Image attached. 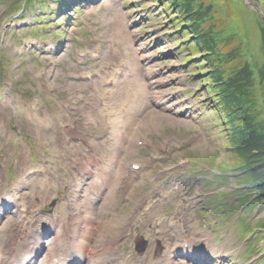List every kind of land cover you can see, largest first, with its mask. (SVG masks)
<instances>
[{
	"label": "rangeland",
	"instance_id": "obj_1",
	"mask_svg": "<svg viewBox=\"0 0 264 264\" xmlns=\"http://www.w3.org/2000/svg\"><path fill=\"white\" fill-rule=\"evenodd\" d=\"M138 1L143 3L146 2V5L143 4V7L148 6L150 12L153 13V17L148 20L147 26L153 42H156L157 45L151 49L147 48V51L145 52H143V47H141L143 46V43H140L137 47H133L136 39L134 36L136 29L132 26L127 25V32H123V37H128V40H124L122 37V29L120 26L124 24L122 19L128 17V15L126 16V9L121 7L120 0H107L101 5L84 8L81 10L80 13L82 14L79 16V20L76 24H69L68 22L63 25V31L65 29L73 30L69 32L68 35H71L72 32L77 30L86 32L89 36V41L85 42L84 47L79 48H91L90 51L102 49L103 56L108 52L112 53L114 46H118L119 53L122 57L132 59L136 57V60L138 56L143 57L148 51L151 52L150 58L140 63L144 64L140 81L141 83H144L147 88L146 92H142L143 86L139 84V80H124L125 78H123L121 83L108 95L110 97L101 104L100 97L97 96L95 92L92 93L95 91V87L98 86L97 82L93 81L94 85L91 83H73L68 80L70 73L67 72H77L81 69L97 67L103 64L104 59L102 58L94 63H87L80 69L79 63L74 58L72 50L74 45L69 43L67 44L68 49L63 55L57 57L50 56V58L54 60L57 58L59 60V66L54 70V74H52L50 78L46 75L41 81L36 79L35 75L38 68L36 66V61H34L31 54H38L39 51L35 53L29 52L26 50V47L22 45L19 46L18 44L16 45L17 40L13 38L10 31H6L8 29L12 30L13 28L11 23H6L12 17L8 15L9 7L12 2L11 0H0V62L4 60L7 68L6 73L15 79L18 90L14 92V95L17 99V105L23 107V110L21 111L22 115L15 119L14 114L10 113L8 109L11 105L7 107L0 105V114L3 113L10 116V118L5 119L4 123L7 132L5 138L0 141V158L4 159L14 149L13 140L16 138L14 133L17 131V128H12L14 123H17L26 129L30 141H32V136L36 132L37 126L35 124L31 123V126L29 127L25 122L26 113L24 107L27 106L28 101L31 99L23 101L20 95L22 93L26 94L25 89L27 87L30 88V96L40 95L42 97L43 106L40 108V113L43 117H47L59 109L60 103H66L69 94L73 93L76 86H83L85 88L90 86V91L83 94V96H85L83 97V102L78 104V96H75V99L73 100L76 103L77 108L80 109L82 116L88 117L97 115L102 117L103 114H108L111 115V117L109 116V118H107L108 120L113 117V114L123 116L128 125H120V130L125 133L128 131L130 124L138 122L139 116L144 115L143 112H146L150 108L161 109L160 118L158 119L159 126L154 128L145 126L139 127V132H137L135 136L141 134L144 130L160 131L163 133V137L166 134H183V136H191L192 141L187 147L182 152L174 153L173 158L176 160H180L184 157L187 151L193 150L194 148H198L202 153L212 152L215 155L216 162L223 160L227 156V153H229V148L226 145L228 136H226L225 132L223 133L220 131L218 124L215 121L214 113L210 110V107L215 105L213 101L214 97L207 96L205 91L207 85L211 84L214 86V84L208 83L202 86L203 84L201 82L203 78L198 76V69H186L184 67L181 46H177L179 42H174L170 37L168 38V41H166V43L169 44L165 45V43H160V40L158 39L163 33L171 34V32H173L172 35L175 36L174 31H171L169 28L176 24V19H174V17L183 22L180 15H178L176 11H173L172 13H163L162 8L165 6L164 2H158L156 0ZM236 1L237 3H235V0H204L205 4H210L214 9L213 24L215 31L225 29L226 31H230L231 28L235 29L234 35L236 37H232L230 41L223 44L221 50L222 52H227L236 46L242 51L239 62L247 69L246 78H248V85L253 88V92L251 93L252 101L249 103V110L253 119L248 121V126L259 129V127L264 126V78H262L261 85L258 86L254 76L256 72H260L259 67L264 64V45L263 51L261 50V53L258 55H253V49L256 47V41L260 38L259 28H264L262 23H257V20L260 21L258 16L259 13L263 15L262 10L264 11V3H262V0H259L258 3L254 0ZM245 1H247V4L254 5L255 8H249L251 13L246 11L247 4ZM259 4L262 6V9L258 7L260 6ZM55 8L57 9L58 7ZM138 11L144 13V11H141V8H139ZM3 13H5L4 16ZM137 15L139 16L140 13ZM13 19L14 17H12L11 20ZM153 23L155 26H153ZM209 25L210 23H207L205 27H208ZM157 29H160L161 33L155 35ZM90 31L93 32V34H90ZM188 36L191 39L193 33L190 35L188 34ZM186 40L187 43L185 45L187 46L185 49L192 50L194 54L200 52L202 55L201 62L204 63V59H206L207 55L199 51V45L202 47V40L196 42L188 40L187 37ZM260 45L261 43L259 41V48ZM176 46L180 49L178 55L176 57L169 55L171 48ZM23 50L25 51L24 54L20 55ZM155 50H160L162 52L158 55V58L152 57L154 53L157 52ZM205 50H209V48H205ZM139 51L140 53L137 54ZM106 60L119 61L121 59L116 56H111ZM205 63L207 62L205 61ZM209 63L210 65H204V70L206 71V75L211 77V70L214 68V63L211 59H209ZM185 65L186 67L189 66V64ZM230 65L231 64H228L226 68L230 67ZM46 67V64L42 66V68H45L47 72H49V68ZM235 68L230 69V75L233 74ZM177 76H180V78L177 79ZM198 80L200 82H198ZM151 83L152 85L148 86ZM229 83H231V80H229ZM47 84H50L55 89L53 93H47L45 91V86ZM128 86H130V88H128ZM132 91L135 95L134 101L130 105L125 106L123 103L126 102L125 100L129 97V93ZM174 91L178 92V95L175 98L172 97ZM190 92L194 93L191 95ZM161 95L165 97L166 106H155L153 104L155 103L154 100ZM5 100L10 101L11 98H5ZM146 100L151 104L150 106H143V103L146 102ZM201 100L203 101L201 104L203 105V108L204 105L206 106V114L200 108L199 102H201ZM204 100L206 101L204 102ZM165 108H167V110ZM71 116H75V112L72 113ZM169 118H173L175 122L170 123L168 121ZM209 119L212 121L211 125ZM259 120H262V122L256 123V121ZM105 124L108 125V121H106ZM44 135L45 138H47L49 132H45ZM123 139L125 141L126 138L123 136ZM130 144L131 143L126 142V148L129 147ZM201 154H198V157ZM110 155V159L117 157L113 153H110ZM201 164L211 167L213 166V164L210 163ZM201 194L200 185H196L194 192L188 197L190 205H196L197 207L199 203L202 204L205 202L201 197ZM209 217L212 216L209 215L208 218Z\"/></svg>",
	"mask_w": 264,
	"mask_h": 264
},
{
	"label": "trees",
	"instance_id": "obj_2",
	"mask_svg": "<svg viewBox=\"0 0 264 264\" xmlns=\"http://www.w3.org/2000/svg\"><path fill=\"white\" fill-rule=\"evenodd\" d=\"M249 133H250V131H248V134ZM252 134H254V131L252 132ZM256 143L259 145L258 146L259 147V153L257 155H255V157L257 158L261 155L260 158L257 160H255V159L250 160V158H249L250 156L247 155V159L245 160V162H241L236 167L237 170L247 171L248 170L247 165L253 163L252 167L255 171V172L253 171V172H250L248 174L242 175L241 177H238L237 178L238 181H241L240 185H243V184L251 181L250 178H252L253 176H256V174L258 177L260 175L259 173H261V176L263 175L262 177H264V165H263L264 164V142L262 140H257ZM256 163H257V165H256ZM256 171H258L259 173ZM263 184H264V181H263ZM250 186H252V185L250 184Z\"/></svg>",
	"mask_w": 264,
	"mask_h": 264
},
{
	"label": "bare ground",
	"instance_id": "obj_3",
	"mask_svg": "<svg viewBox=\"0 0 264 264\" xmlns=\"http://www.w3.org/2000/svg\"><path fill=\"white\" fill-rule=\"evenodd\" d=\"M93 232L91 230H86L84 228L81 229V235L83 237V243L80 244L81 249L85 247L86 243L91 242Z\"/></svg>",
	"mask_w": 264,
	"mask_h": 264
}]
</instances>
